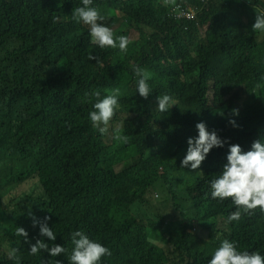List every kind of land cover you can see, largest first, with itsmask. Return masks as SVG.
<instances>
[{"label": "trees", "instance_id": "16d2710c", "mask_svg": "<svg viewBox=\"0 0 264 264\" xmlns=\"http://www.w3.org/2000/svg\"><path fill=\"white\" fill-rule=\"evenodd\" d=\"M176 1L93 0L92 6L105 17L100 23L116 37H129L124 53L92 44L89 27L72 20L74 7L83 6L81 0H0V264H16L8 256L13 248L20 264L61 261L60 255L52 257L44 250L30 254L29 241L44 239L49 247L56 242L40 236L29 211L41 221L51 217L48 224L56 236L72 233L86 214H96L118 236L123 259L159 247L163 264L209 263L224 239L234 241L239 250L264 255V213L257 210L228 222L235 206L230 199L221 202L210 195V181L227 163L228 144L213 148L191 172L189 192L168 205L159 232L123 228L97 197L81 211L78 201L59 186L63 179L77 178L81 191L99 172L103 158L120 154L111 130L120 125L124 132L135 120L163 125L166 116L187 139L198 136L196 124L205 122L209 131L215 129L245 151L258 138L264 142V34L252 29L257 5L264 0H209L194 19L174 18L171 7ZM110 8L118 15H109ZM54 16L59 20L54 22ZM133 66L151 75L147 99L138 93ZM32 69L50 71L39 80ZM187 83L197 89L199 112L182 98L180 87ZM207 83L210 102L201 94ZM116 88L118 107L109 134L101 135L89 120L94 93L98 90L103 98ZM164 94L172 101L168 111L160 112L157 97ZM232 119L239 127L229 123ZM30 180L19 197L12 195ZM18 226L28 232L27 240L14 234ZM159 236L161 244L156 242Z\"/></svg>", "mask_w": 264, "mask_h": 264}, {"label": "clouds", "instance_id": "9594fccd", "mask_svg": "<svg viewBox=\"0 0 264 264\" xmlns=\"http://www.w3.org/2000/svg\"><path fill=\"white\" fill-rule=\"evenodd\" d=\"M81 3L83 6L74 7L71 17L76 23L82 22L89 27L90 42L101 49L118 47L126 53L129 37H116L110 27L100 23L105 17L92 6L93 0H81ZM255 13L252 29L264 34V9L255 10ZM53 20L56 22L59 17L54 16ZM89 59L100 63L95 55H90ZM133 71L138 77V93L147 99L151 94L147 83L151 75L139 66H133ZM119 93L118 88L103 98L98 90L94 93L97 100L94 110L89 112V120L101 135L109 134ZM157 101V110L166 112L172 97L159 95ZM233 113L239 115L237 109ZM229 123L239 127L234 119ZM196 128L198 136L187 139L181 127L173 122L156 125L135 120L124 132L122 126L117 125L111 130V135L119 141V156L103 158L99 163V172L83 184L81 191H77V178L63 179L59 186L64 188L68 197L78 201L81 211L86 209L90 199L97 197L104 210L113 215L123 228L144 227L159 232L163 228L168 205L189 192L191 172L200 168L213 148L228 144L227 163L210 181L211 198L221 202L231 200L236 210L227 217L228 222L239 221L242 214L252 215L257 210L264 213V142L258 138L252 142L251 149L245 151L240 144L222 139L215 129L209 131L205 122L197 123ZM29 216L34 227L39 224L40 236L56 242L49 247L44 239H37L34 244L29 241L30 254L37 255L44 250L52 257L60 255L61 261L57 260L56 264H163L160 257L164 251L159 247H147L123 259L118 236L109 223L94 213L86 214L72 233L57 236L48 224L51 217H44L41 221L31 211ZM14 234L25 240L28 238V232L20 226ZM17 252L18 249L13 248L8 256L20 264ZM199 264H264V255L258 250H239L234 241L224 239L209 263L203 259Z\"/></svg>", "mask_w": 264, "mask_h": 264}, {"label": "rangeland", "instance_id": "374dc122", "mask_svg": "<svg viewBox=\"0 0 264 264\" xmlns=\"http://www.w3.org/2000/svg\"><path fill=\"white\" fill-rule=\"evenodd\" d=\"M229 10L235 14H238V10L237 8L234 6V5H230L229 6ZM119 11L117 9H114V8H110L109 11H108V14L109 15H118ZM136 38V35H132L130 37V40H134ZM82 53L83 54H87V49L86 48H83L82 49ZM33 73H35V75L38 77L39 80H42L43 77L45 76V74L50 71V69H47L45 71H42V72H36L34 71L33 69L31 70ZM180 91L182 93V98L184 99V101L189 104L193 110L195 112H199V103H198V99H197V89L195 87V85L193 84H190V83H187V84H184V85H181L180 87ZM201 94L207 99L208 102L211 101V97H212V90H211V87H210V84L207 83L205 85V87L202 88L201 90ZM164 119H165V122H167V118L166 116H164ZM34 180H30L28 182H25V183H22L20 184L12 193L13 196H16V197H19L20 194L25 190L27 189L30 184L33 182ZM5 202L6 204L8 205L9 203V199L8 197L5 198ZM201 234L203 235H207L206 231L204 230H200ZM158 244H161L164 242V239L159 236L157 238V241H156Z\"/></svg>", "mask_w": 264, "mask_h": 264}, {"label": "built area", "instance_id": "2783aa9c", "mask_svg": "<svg viewBox=\"0 0 264 264\" xmlns=\"http://www.w3.org/2000/svg\"><path fill=\"white\" fill-rule=\"evenodd\" d=\"M209 0H200L196 4H189L187 0H178L171 8V14L177 18H195L198 12L207 4ZM260 10L264 5L258 6Z\"/></svg>", "mask_w": 264, "mask_h": 264}, {"label": "bare ground", "instance_id": "6f19581e", "mask_svg": "<svg viewBox=\"0 0 264 264\" xmlns=\"http://www.w3.org/2000/svg\"><path fill=\"white\" fill-rule=\"evenodd\" d=\"M2 174V170H1V168H0V175Z\"/></svg>", "mask_w": 264, "mask_h": 264}]
</instances>
